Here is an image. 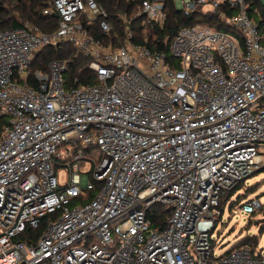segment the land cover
<instances>
[{
    "label": "built area",
    "instance_id": "1",
    "mask_svg": "<svg viewBox=\"0 0 264 264\" xmlns=\"http://www.w3.org/2000/svg\"><path fill=\"white\" fill-rule=\"evenodd\" d=\"M174 3L238 32L184 26L169 58L134 42L128 24L115 46L92 31L113 29L97 0H50L44 13L58 17L55 29L27 20L0 30V264H264L249 246L216 256L212 238L223 194L264 162L259 22L246 0ZM137 15L163 27L166 0H141ZM62 42L91 58L96 83H69L62 58L34 68L42 47ZM93 145L98 155L85 151ZM88 160L94 181L80 172ZM96 183L90 201L74 203Z\"/></svg>",
    "mask_w": 264,
    "mask_h": 264
},
{
    "label": "trees",
    "instance_id": "2",
    "mask_svg": "<svg viewBox=\"0 0 264 264\" xmlns=\"http://www.w3.org/2000/svg\"><path fill=\"white\" fill-rule=\"evenodd\" d=\"M97 1L106 9L108 13V20L111 22L113 29L111 32L106 34L102 31L99 23L92 24L91 28L96 36L102 38V40L106 43H111L117 46L126 41L128 37L127 25L129 24L134 31V37L132 38L134 42L146 44L153 50L165 51L169 58L172 57L171 41L179 29L184 26H190L197 22H202L220 30L235 33L238 32L235 27L227 23L225 19L222 20L219 15L207 17L202 12H197L189 16L185 15L181 10L176 8L174 0H166L168 17L163 27H151L150 25L144 24V18L137 15L141 0ZM246 1L248 3V11L250 12V15L259 22L264 42V4H262L259 0ZM49 4L50 0H0V30L19 27L27 20L35 25H38L43 30L55 29L58 24V17L53 13H44V10L49 7ZM223 10L226 12V15H229L234 11L233 8H228L227 6H223ZM56 58L65 59L69 64V72L66 75L69 83L74 82L75 78H78L79 83L81 84L96 83L98 81L97 74L89 68L91 58L79 54L77 49L67 42L42 47L37 54V58L34 62V68L47 70L49 62ZM6 123L7 118L0 116V131ZM85 151L98 155L96 145L87 147ZM63 162L64 160L56 159V167H60ZM261 170L262 168L258 169L256 172ZM92 173L90 174V177L92 181H94ZM246 179L241 181L232 190L223 194L222 201L220 203V210L222 214L224 213L225 205L229 202L231 196L237 190L244 187ZM98 186L99 184L96 183L95 189L88 190L85 195L75 199L74 203L78 201H90L93 198L96 189H98ZM249 187L254 190L252 193L255 192L256 189L252 188V185L248 186V188ZM241 198L242 196H240V199ZM232 205L233 204L230 206ZM159 212L160 219L165 221L169 215V210L159 206ZM256 212L257 210L252 213L254 214ZM47 220L48 216L43 219L40 228L31 230V233L35 238L39 237L42 233ZM251 223L252 219H249L247 226H250ZM260 232H264V224L260 226ZM259 244L260 238L258 235L254 234L243 237L242 240L238 241L234 244V246H249L253 251H257Z\"/></svg>",
    "mask_w": 264,
    "mask_h": 264
},
{
    "label": "rangeland",
    "instance_id": "3",
    "mask_svg": "<svg viewBox=\"0 0 264 264\" xmlns=\"http://www.w3.org/2000/svg\"><path fill=\"white\" fill-rule=\"evenodd\" d=\"M259 1L264 4V0ZM130 29L132 28L130 27ZM90 165L91 163L88 160L87 165L82 167L80 172L90 175L92 173ZM260 168L262 170L250 175L246 179L244 187L237 190L225 205L224 213L218 219L217 226L213 231L212 238L216 256L228 251L234 244L242 240L243 237L254 234L259 236L260 244L258 248L264 254V232H260V226L264 224V162ZM58 172L59 182L65 183L67 180L66 171L61 169ZM250 185L256 189L255 192L252 193L254 190L250 189V187L248 188ZM240 196H242L241 199ZM252 198H257L261 202L257 206V212L254 214L248 213L242 208V205ZM231 204L233 205L230 206ZM249 219H252V223L250 226H247Z\"/></svg>",
    "mask_w": 264,
    "mask_h": 264
}]
</instances>
